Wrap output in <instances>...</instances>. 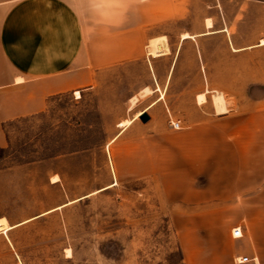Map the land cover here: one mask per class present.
<instances>
[{
    "label": "rangeland",
    "instance_id": "obj_1",
    "mask_svg": "<svg viewBox=\"0 0 264 264\" xmlns=\"http://www.w3.org/2000/svg\"><path fill=\"white\" fill-rule=\"evenodd\" d=\"M69 1L87 46L120 33L137 54L100 70L80 98L53 96L5 126L0 221L14 228L0 230V264H184L166 153L181 161L184 133L264 108V0ZM155 39L170 53L150 56Z\"/></svg>",
    "mask_w": 264,
    "mask_h": 264
},
{
    "label": "crops",
    "instance_id": "obj_2",
    "mask_svg": "<svg viewBox=\"0 0 264 264\" xmlns=\"http://www.w3.org/2000/svg\"><path fill=\"white\" fill-rule=\"evenodd\" d=\"M121 36L87 46L69 0H19L6 9L0 3V149L8 146V123L44 112L51 97L83 92L100 70L133 59L137 49ZM204 50L198 47L200 56ZM237 124L184 133L181 161L166 153L184 264H240L244 257L243 264H264V108ZM238 227L243 237L234 239Z\"/></svg>",
    "mask_w": 264,
    "mask_h": 264
},
{
    "label": "bare ground",
    "instance_id": "obj_3",
    "mask_svg": "<svg viewBox=\"0 0 264 264\" xmlns=\"http://www.w3.org/2000/svg\"><path fill=\"white\" fill-rule=\"evenodd\" d=\"M208 28L212 29L213 25L211 23V21L208 22ZM193 38L192 36H190L189 34H184L182 36V41H185L187 39ZM165 39V38H164ZM164 39H155L152 41L150 47H149V55L153 56V57H159L162 55H167L170 53V48L169 45L167 43V40ZM261 46H264V40L261 41ZM148 55V56H149ZM76 96H78V98L81 97L80 92L76 93ZM198 102L199 104H203L206 102V94H202L198 96ZM221 105V102L216 103L217 108L219 109ZM143 114V112H138L135 116V120L139 119V117ZM132 124V121H126L122 124L121 128H125L128 127L129 125ZM6 221V220H5ZM4 220L0 221V230L3 231V233H6L7 231H10L11 229H13L14 227H8L6 225V222Z\"/></svg>",
    "mask_w": 264,
    "mask_h": 264
},
{
    "label": "built area",
    "instance_id": "obj_4",
    "mask_svg": "<svg viewBox=\"0 0 264 264\" xmlns=\"http://www.w3.org/2000/svg\"><path fill=\"white\" fill-rule=\"evenodd\" d=\"M173 126L176 128V129H180V122H177V123H172ZM232 236L234 239H241L243 237V231L240 227L238 228H235L233 231H232ZM248 261V259L246 257L244 258H238L237 259V262L240 263V264H243V263H246Z\"/></svg>",
    "mask_w": 264,
    "mask_h": 264
},
{
    "label": "water",
    "instance_id": "obj_5",
    "mask_svg": "<svg viewBox=\"0 0 264 264\" xmlns=\"http://www.w3.org/2000/svg\"><path fill=\"white\" fill-rule=\"evenodd\" d=\"M150 116L148 115V113L144 112L141 116H140V120L143 122V123H147L150 121Z\"/></svg>",
    "mask_w": 264,
    "mask_h": 264
},
{
    "label": "trees",
    "instance_id": "obj_6",
    "mask_svg": "<svg viewBox=\"0 0 264 264\" xmlns=\"http://www.w3.org/2000/svg\"><path fill=\"white\" fill-rule=\"evenodd\" d=\"M0 150H3V149H0Z\"/></svg>",
    "mask_w": 264,
    "mask_h": 264
}]
</instances>
